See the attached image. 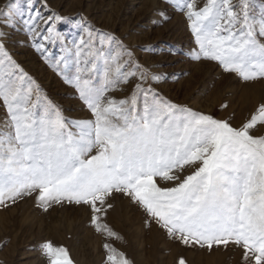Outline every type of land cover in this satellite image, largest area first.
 Listing matches in <instances>:
<instances>
[{
  "label": "snow or ice",
  "instance_id": "snow-or-ice-1",
  "mask_svg": "<svg viewBox=\"0 0 264 264\" xmlns=\"http://www.w3.org/2000/svg\"><path fill=\"white\" fill-rule=\"evenodd\" d=\"M165 3L187 21L190 59L245 83L264 80V0ZM69 22L48 0H9L0 9V208L27 198L45 213L83 207L102 238L101 264H135L113 247L124 239L107 222L113 202L127 200L143 211L145 228L156 225L174 242L234 247L240 264H264V101L239 123L234 113L217 118L174 102L157 90L167 82L155 71L162 65L135 56L151 48H129L83 20L66 35L59 27ZM4 29L63 78L88 118L69 120L43 94ZM40 251L48 264H73L50 241Z\"/></svg>",
  "mask_w": 264,
  "mask_h": 264
},
{
  "label": "rangeland",
  "instance_id": "rangeland-1",
  "mask_svg": "<svg viewBox=\"0 0 264 264\" xmlns=\"http://www.w3.org/2000/svg\"><path fill=\"white\" fill-rule=\"evenodd\" d=\"M8 2L0 0V9ZM203 2L197 0L200 6ZM48 4L50 10L69 18V23L59 27L66 35L76 32L83 20L99 31L126 38L124 43L129 48H151L150 52L136 51L135 56L143 66L162 65L155 71L165 74L167 82L158 84L157 90L174 102L217 118L230 119L234 113L238 123L264 101V80L245 83L212 62L189 58L194 44L187 21L165 0H48ZM161 11L170 17L165 23L160 22ZM23 39L17 32H9L8 49L43 94L69 120L88 118L84 105L63 78L31 48L17 45ZM57 53L58 49H53L50 55ZM127 91L111 95L122 97ZM221 104L228 108L221 110ZM3 116L4 110L0 108V118ZM113 203L107 222L124 239V243L113 241V247L125 252L135 264H179L186 252L191 258L187 262L183 259L185 264H240V251L234 247H186L169 239L156 225L145 228L143 211L127 200ZM45 241L66 248L73 264H101L104 258L102 238L91 227L89 212L83 207L54 206L45 213L32 198H27L0 208V264H48L40 251ZM235 260L237 263H233Z\"/></svg>",
  "mask_w": 264,
  "mask_h": 264
},
{
  "label": "bare ground",
  "instance_id": "bare-ground-1",
  "mask_svg": "<svg viewBox=\"0 0 264 264\" xmlns=\"http://www.w3.org/2000/svg\"><path fill=\"white\" fill-rule=\"evenodd\" d=\"M217 88H218V87H217ZM254 88L256 89L257 87H254ZM257 89H258V88H257ZM257 89H256V90H257ZM243 90H244V89H243ZM253 91H254V90H253ZM256 93H257V92H256ZM253 94H254V93H253ZM242 98H243V97H242ZM252 99H253V98H252ZM256 99H257V98H256ZM243 106H244V105H243ZM253 106H254V105H253ZM194 107H196V104H195V103H194ZM241 111H242V110H241ZM230 113H231V112H230ZM241 115H242V114H241ZM238 123H239V122H238ZM109 221H111V219H110ZM176 248H177V247H176ZM176 248H175V249H176ZM182 248L184 249V247H182ZM175 249H174V250H175ZM179 249H180V248H179ZM183 249H182V250H183ZM179 251H180V250H179ZM183 253H184V252H183ZM189 253H190V252H189ZM175 255H176V254H175ZM173 256H174V255H173ZM183 256H185V258H186V262L189 260V258H191V257H188L187 252H186ZM175 257H176V256H175ZM182 258L185 259L184 257H182ZM226 259H227V258H226ZM228 261H229V260H228ZM233 263H237L236 260H235ZM199 264H200V263H199Z\"/></svg>",
  "mask_w": 264,
  "mask_h": 264
}]
</instances>
